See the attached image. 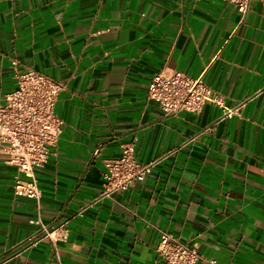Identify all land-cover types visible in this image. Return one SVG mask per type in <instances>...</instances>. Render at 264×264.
I'll use <instances>...</instances> for the list:
<instances>
[{"label":"crops","instance_id":"1","mask_svg":"<svg viewBox=\"0 0 264 264\" xmlns=\"http://www.w3.org/2000/svg\"><path fill=\"white\" fill-rule=\"evenodd\" d=\"M13 60L63 85L62 134L40 205L0 161V264H164L163 233L197 264H264V0L244 18L222 0H0V100ZM162 71L202 76L222 105L165 115L148 98ZM128 144L149 172L107 191ZM39 220L66 241L27 244Z\"/></svg>","mask_w":264,"mask_h":264},{"label":"built area","instance_id":"2","mask_svg":"<svg viewBox=\"0 0 264 264\" xmlns=\"http://www.w3.org/2000/svg\"><path fill=\"white\" fill-rule=\"evenodd\" d=\"M247 14L253 0H222ZM19 62L12 61L15 70V88L0 100V161L15 167L13 192L18 198L41 203L42 191L35 174L43 168L57 148L62 134V121L56 113L57 102L63 85L54 78L33 69L19 70ZM148 98L156 102L167 116L182 111L198 114L208 103L222 105L203 77L194 78L181 71H162L156 74L148 89ZM134 145L123 147L120 158L107 163L104 175L107 191L128 187L149 172L135 159ZM101 148L95 150L98 155ZM40 231L27 240L33 245L37 240L50 238L54 244L68 238L64 224L51 226L40 220ZM61 230L60 234H53ZM164 264H197L198 251L188 247L173 235L163 233L156 249Z\"/></svg>","mask_w":264,"mask_h":264}]
</instances>
